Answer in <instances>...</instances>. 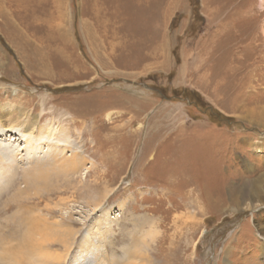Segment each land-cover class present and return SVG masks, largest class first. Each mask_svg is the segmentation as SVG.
<instances>
[{"label": "rangeland", "instance_id": "rangeland-1", "mask_svg": "<svg viewBox=\"0 0 264 264\" xmlns=\"http://www.w3.org/2000/svg\"><path fill=\"white\" fill-rule=\"evenodd\" d=\"M1 105L62 136L35 158L82 156L55 188L10 201L31 160L23 127L0 125L18 154L0 233L22 231L16 205H38L47 244L15 238L0 264H69L86 232L97 263L146 242L142 264H264V0H0Z\"/></svg>", "mask_w": 264, "mask_h": 264}, {"label": "bare ground", "instance_id": "bare-ground-1", "mask_svg": "<svg viewBox=\"0 0 264 264\" xmlns=\"http://www.w3.org/2000/svg\"><path fill=\"white\" fill-rule=\"evenodd\" d=\"M86 30L88 33L90 32L89 27H86ZM3 106H4V108L7 107L6 104H4ZM1 109H3L2 105L0 106V125L2 127H4L3 124L6 125L5 127L8 130L16 129L20 126L23 127V131L26 134H24L25 136L21 137L22 138L21 141H23V149L21 150L23 153H21V154H22V156H25L26 158H28L29 160L32 161V162L30 161L29 166H26L23 168L22 173H21V180L24 183V186L27 190L22 191L21 189H18V188H17L18 190L15 189V193H14V195L12 194L13 197H11L12 199L10 198V201L16 200L18 197H22L23 195L25 196L26 199L31 198L30 192L31 193L33 192L34 195H39L43 190L45 192H47L48 190L52 189V187L57 186L56 184L52 185V182H53L52 179L54 177H57L60 174H65V173L68 174V173L75 172L77 165L81 161L82 155L75 148L69 147L67 145L62 147V149H60L59 151L52 153L51 155H49L45 158H35V155L37 153L36 150H38L41 143H43L45 135L47 138L48 137L50 138L53 136V137H55V139L62 137L60 134L55 133L56 129L54 130L53 124H51L50 126L47 125L46 128L45 127L44 128H41V127L38 128V124H37L38 118H39L38 114H30L29 111L25 110L21 106H18L13 110H6V111H8L6 114L2 113ZM110 117H111V114L107 113L106 118H110ZM37 129L39 130L38 137H33V134L37 131ZM1 131L2 130H0V140L6 139V137H3V135L7 136V134H1L2 133ZM8 136H10V135H8ZM14 140H16V139L14 138ZM17 140H18V137H17ZM3 141H5V140H3ZM45 142H47V140H45ZM51 150H53V149L51 148L50 145H48V151H51ZM68 150L71 151V153H72L71 156H68L65 153V151H68ZM17 155L18 154L16 152V148H15L13 142L6 143V142L0 141V189H2V190L3 189H6V190L10 189V187H8V185L5 186V181H6V179L8 180L10 174H13V173L15 174L14 169H16L15 168L16 163H13V162H15L13 159H16ZM5 169L7 171L6 173H4ZM253 185H254L253 186L254 197L252 199L255 198V199H257V201H261V203L264 204V202H263L264 197L261 195V194H264V192H261V194H259V190L263 191L262 185H260L259 183H256ZM60 187H56V188L59 190ZM53 191H55V190H53ZM239 196H241V195H239ZM4 204H6V201ZM20 204L16 205V206H19L18 209L22 213V216L18 217L17 225H19L21 227L22 231L19 232L20 229L18 230L16 228H13L7 233L1 232L0 233V246H2L1 251L5 252L7 249H8L7 251H12L13 248H15V247L13 246V243H11V242L16 238L20 242L21 248L25 249L26 251L31 250L32 253L35 252V254H39L42 251V249L45 248V246L47 245L46 240H45L46 239L45 238L46 233H45V229H44L45 223H43L44 220L42 221L41 218L35 217L34 215H32L28 212V208L36 209V207L38 205H35L34 207H32L30 205H25L24 203H23V205L22 204L20 205ZM3 206L8 207V205H3ZM13 208H15V207H13ZM16 213L17 212H15L11 215L12 219L14 216L17 217ZM105 213L107 214V212H103L102 215L100 214L99 217L103 216ZM104 224H107L106 221ZM258 224H260V223H258ZM54 230H55V228H54ZM258 230H259L258 233L262 238L261 244H260V249L263 252V257H264V226H262ZM35 236H38V238H36ZM82 237L83 238L80 240V243H79L80 249L77 250V252L75 253L72 260H70L69 264H103L101 262L97 263V261L95 260V256H94V258L93 257H90V258L87 257L89 254V251H90V250L88 251V249L86 248V245L88 244L87 241L89 240V238H88L89 232L84 233V236H82ZM49 241H50V239H49ZM97 242H98V240H97ZM81 243H82V245L80 246ZM139 244H140V242H139ZM139 244L136 245L135 248L131 249L128 252L127 259L125 260V262L123 264H142L144 262L148 263L150 261V257L148 256L147 253H145L146 251H144V253H143V250H147L148 243L144 242L142 244V247ZM42 245H44V247H42ZM93 246H94V243H93ZM92 250H93V248L91 249V251ZM41 256L44 257V254H42ZM36 259H38V260H36ZM36 259H34L35 264L36 263L39 264L40 259L39 258H36Z\"/></svg>", "mask_w": 264, "mask_h": 264}]
</instances>
